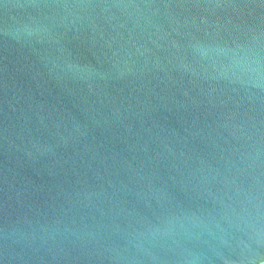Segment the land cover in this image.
<instances>
[{
  "label": "water",
  "instance_id": "obj_1",
  "mask_svg": "<svg viewBox=\"0 0 264 264\" xmlns=\"http://www.w3.org/2000/svg\"><path fill=\"white\" fill-rule=\"evenodd\" d=\"M0 264H264V0H0Z\"/></svg>",
  "mask_w": 264,
  "mask_h": 264
}]
</instances>
